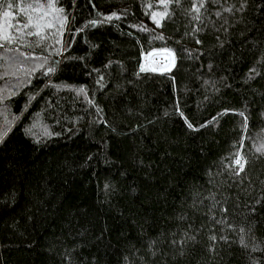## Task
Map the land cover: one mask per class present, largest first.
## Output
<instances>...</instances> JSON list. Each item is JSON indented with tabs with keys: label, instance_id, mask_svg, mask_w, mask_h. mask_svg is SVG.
<instances>
[{
	"label": "trees",
	"instance_id": "obj_1",
	"mask_svg": "<svg viewBox=\"0 0 264 264\" xmlns=\"http://www.w3.org/2000/svg\"><path fill=\"white\" fill-rule=\"evenodd\" d=\"M57 3L63 57L21 51L66 70L14 87L0 49V264H264V0H172L160 27V0Z\"/></svg>",
	"mask_w": 264,
	"mask_h": 264
},
{
	"label": "snow or ice",
	"instance_id": "obj_2",
	"mask_svg": "<svg viewBox=\"0 0 264 264\" xmlns=\"http://www.w3.org/2000/svg\"><path fill=\"white\" fill-rule=\"evenodd\" d=\"M161 4L165 8L164 12H157L152 15L153 22L157 27L161 26L162 20L168 16V7L172 0H160ZM73 6L75 0H72ZM178 3V0H177ZM12 5L9 4L8 8L11 9ZM21 11L26 17V22L9 23L13 20V13L11 11H5L3 18L0 20V49H3L6 54L9 55L8 64L12 69V75L15 78L16 85L18 87H24L31 83L32 78L39 71L40 75L49 77L56 75L58 70L63 72L67 69L68 65L63 64L61 59L49 60V56L35 55L21 51V48H34L40 47L42 51L48 49H54L57 56L63 57L64 52L71 45V40L65 42L63 40L64 32L68 26V14L64 6H58L57 0H49L48 3H36L29 4L27 8H21ZM194 11L199 12V8H194ZM113 18L120 19L119 15L112 13L104 17L105 22H110ZM100 21L93 19L89 22L90 26H95ZM15 29V31H14ZM71 36L72 33L69 32ZM28 37H36V41L32 42L28 40ZM157 39H163V37L157 36ZM200 43V41H197ZM59 45V48H57ZM163 54L169 58L170 63L168 68L174 67L176 55L175 52L165 48L162 50ZM51 55V53H49ZM67 59V57H64ZM147 59V57H145ZM157 71L156 68H147L145 66L140 67V72ZM255 71V69H253ZM101 80L103 77L100 78ZM78 95L84 93V89H74ZM183 116V113H181ZM186 119V118H185ZM246 119V118H245ZM189 128H193L191 123L187 125ZM10 125L3 131H0V145L4 144L5 138L10 131ZM45 135H53L51 132H45ZM234 164L238 168L237 175L245 170L247 161L243 156H240L234 161Z\"/></svg>",
	"mask_w": 264,
	"mask_h": 264
},
{
	"label": "rangeland",
	"instance_id": "obj_3",
	"mask_svg": "<svg viewBox=\"0 0 264 264\" xmlns=\"http://www.w3.org/2000/svg\"><path fill=\"white\" fill-rule=\"evenodd\" d=\"M162 50L163 49L155 50L144 55L142 66H145L147 68H156L159 72L170 71L172 68H168L170 60L166 57L165 54H163ZM145 57H147V59H145Z\"/></svg>",
	"mask_w": 264,
	"mask_h": 264
}]
</instances>
